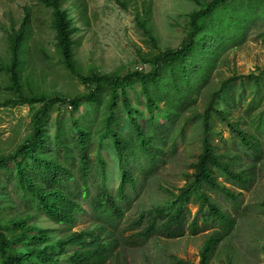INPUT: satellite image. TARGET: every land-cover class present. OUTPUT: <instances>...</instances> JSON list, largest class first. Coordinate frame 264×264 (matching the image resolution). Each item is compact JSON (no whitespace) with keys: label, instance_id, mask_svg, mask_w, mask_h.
Wrapping results in <instances>:
<instances>
[{"label":"trees","instance_id":"1","mask_svg":"<svg viewBox=\"0 0 264 264\" xmlns=\"http://www.w3.org/2000/svg\"><path fill=\"white\" fill-rule=\"evenodd\" d=\"M65 1L36 0V3L51 8L61 59L87 90L73 97L23 94V70L32 34L27 7L19 28L13 26L9 33L12 55L8 71L10 89L18 94L19 102L38 107L29 135L13 152L0 155V195L11 186L24 204L33 205L53 222L70 227L77 224L79 215L85 211L82 204L85 201L98 227L73 231L54 240L52 229L32 223L31 214L9 220L10 226L0 217V264H106L116 247V234L132 194L138 189L140 174H149L164 158L177 121L196 101L223 50L242 42L253 24L264 21V0H210L192 12L180 46L147 58L148 70L84 74L75 60L72 23L62 7ZM139 24L148 31L146 22L139 19ZM136 82L145 97L148 118H143L128 95L127 87ZM227 89L225 105L235 103L236 93L239 103L248 99L244 111L264 135V110L255 112L264 98V70L246 75L239 86L223 81L204 112L198 115L202 127L201 151L191 178L173 199L156 205L149 212L148 225L137 232L139 238L148 240L157 231L167 237H178L186 229L192 234L211 229L199 264H209L219 241L236 225V218L212 194L220 193L226 201L238 206L242 192L234 187L244 189L251 183V172L233 168L242 158L240 150L232 153L226 146L223 151L215 142L213 116L226 121L234 133V149L243 147L246 155L257 156L262 153L264 143V136L260 138L239 128L229 120L227 109L216 106L219 95ZM160 103H164L166 120L156 125L155 112L161 109ZM57 104H69L71 112L67 117L58 111L51 134L46 117ZM86 104L91 111L80 113ZM107 141L113 145L120 170L115 190L108 186L105 158L98 154L96 162L92 159L95 143L102 147ZM1 201L0 212L4 207ZM192 201L196 202L197 210L189 220ZM179 263L191 264L183 260Z\"/></svg>","mask_w":264,"mask_h":264},{"label":"rangeland","instance_id":"2","mask_svg":"<svg viewBox=\"0 0 264 264\" xmlns=\"http://www.w3.org/2000/svg\"><path fill=\"white\" fill-rule=\"evenodd\" d=\"M209 1L66 0L62 7L71 19L78 69L84 74L95 71L124 74L140 66L148 70L147 58L167 48L180 46L187 35L192 12ZM27 7L31 13L32 34L23 70V94L73 97L87 90V86L61 59L51 8L36 3V0H0V155L13 152L29 135L33 113L38 107V104L19 102L18 94L10 89L8 71L12 55L9 33L13 26L19 28ZM139 19L146 22L148 31L139 24ZM261 70H264V21L258 20L248 29L242 42L230 44L223 50L196 101L177 121L172 140L165 147L164 158L149 174H140L138 189L132 194L131 204L116 234V247L106 264H180L179 260L199 264L203 244L211 229L200 230L196 234L186 229V233L178 237H167L157 231L148 240L139 238L137 232L148 225L149 212L156 205L173 199L191 178L201 151L202 127L198 115L204 112L214 91L226 80L230 86H239L246 75L257 74ZM127 90L133 105L142 112L143 118H148L150 114L145 97L140 93V84L136 82ZM228 92L227 89L219 95L216 106L227 109L229 120L239 128L262 138L264 135L257 131L244 111L248 99L239 103V94L236 93L235 103L227 107L225 97ZM160 108L155 112L156 125L166 120L164 103H160ZM260 110H264V98L255 112ZM58 111L68 117L70 105L57 104L50 110L46 126L51 134L54 133ZM87 111H91L88 104L80 113ZM122 112L120 108L119 113ZM75 115L79 116V113ZM213 125V137L220 144V150L224 151L226 146L232 153L240 150L242 158L233 168L251 172V183L244 189L234 187L242 192L238 206L226 201L220 193L212 194L236 218V225L219 241L209 264H264V143L260 155H246L243 147L233 148L234 133L226 121L214 115ZM98 154L107 162L108 186L115 190L120 170L111 142H105L102 147L95 143L92 150L94 162ZM220 180L226 181L223 177ZM5 190L6 193L0 195L4 206L0 217L8 226L9 220L31 214L32 223L52 229L54 240L73 231L98 227L97 219L85 201H82L85 211L79 215L77 224L70 227L53 222L35 206L24 204L12 192L11 186ZM189 208L191 220L197 210L196 202L192 201Z\"/></svg>","mask_w":264,"mask_h":264},{"label":"built area","instance_id":"3","mask_svg":"<svg viewBox=\"0 0 264 264\" xmlns=\"http://www.w3.org/2000/svg\"><path fill=\"white\" fill-rule=\"evenodd\" d=\"M139 69H143V67H142V66H140V67H139Z\"/></svg>","mask_w":264,"mask_h":264}]
</instances>
